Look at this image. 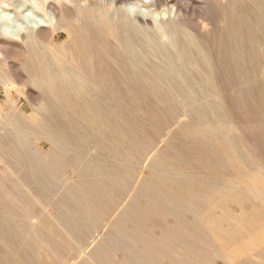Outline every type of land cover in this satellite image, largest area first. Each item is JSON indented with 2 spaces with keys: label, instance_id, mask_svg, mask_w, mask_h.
<instances>
[{
  "label": "rangeland",
  "instance_id": "374dc122",
  "mask_svg": "<svg viewBox=\"0 0 264 264\" xmlns=\"http://www.w3.org/2000/svg\"><path fill=\"white\" fill-rule=\"evenodd\" d=\"M0 264H264V0H0Z\"/></svg>",
  "mask_w": 264,
  "mask_h": 264
},
{
  "label": "bare ground",
  "instance_id": "6f19581e",
  "mask_svg": "<svg viewBox=\"0 0 264 264\" xmlns=\"http://www.w3.org/2000/svg\"><path fill=\"white\" fill-rule=\"evenodd\" d=\"M144 46V45H143ZM145 49H147L146 47H144ZM159 50H160V48H159ZM131 51L133 52V51H135V49L133 48V49H131ZM148 51V50H147ZM164 51H165V49H164ZM136 52V51H135ZM137 53V52H136ZM138 54V53H137ZM136 54V55H137ZM160 54H161V57H164V59H168L169 58V56H167L168 54L167 53H165V52H163V51H161L160 52ZM134 55V54H133ZM133 58H135L136 60L135 61H137V62H139V64H143L144 63V61L143 60H139V58L138 57H136L135 55H134V57ZM143 59V58H142ZM134 60V59H133ZM38 64V63H37ZM39 65V64H38ZM31 66V65H30ZM29 66V67H30ZM36 66V65H35ZM40 67V66H39ZM31 68V67H30ZM33 68V67H32ZM31 68V69H32ZM35 69V72L37 71L36 70V67L35 68H33V70ZM37 69H38V67H37ZM27 71H29V69H27ZM40 71V70H39ZM31 72V71H30ZM40 73V72H39ZM38 77V76H37ZM79 77L80 76H76V74L75 73H73V72H70L69 74H68V80L65 82H63V83H58V82H53L54 83V89L56 88H64V89H67L69 92L70 91H72V90H74L75 88H77V87H79L81 84H82V76H81V78L79 79ZM41 78V77H40ZM40 78H37L38 80L40 79ZM38 80H36L35 81V84H38L39 86L41 85V86H44L45 88H47V86L48 87H50L51 89H53L52 87H51V85H50V82L48 83V82H45V81H41V82H38ZM84 82V81H83ZM34 84V85H35ZM48 84V85H47ZM6 85V84H5ZM82 86V85H81ZM41 88V87H40ZM82 89V88H81ZM43 90V89H42ZM49 90V89H48ZM76 90V89H75ZM47 91V89H45V91L44 92H46ZM57 92H58V90H57ZM48 93H50V92H48ZM71 93V92H70ZM47 94V93H46ZM56 94V93H55ZM60 94V93H59ZM52 96V98H53V95H51ZM56 96V95H55ZM74 96V95H73ZM57 98V97H56ZM58 99H60V98H58ZM64 99H66V97H64ZM52 100V99H51ZM73 100H74V98H73ZM54 102H56L55 101V99L53 100ZM70 101V100H69ZM59 102H61V101H59ZM76 102V101H75ZM57 103V102H56ZM75 104V103H74ZM76 104H79V103H76ZM76 106V105H75ZM61 107V106H60ZM57 108H58V106H57ZM62 108V107H61ZM60 108V109H61ZM62 109H64V108H62ZM58 110H59V108H58ZM87 111V110H86ZM81 114H83V112H81ZM84 115V114H83ZM91 115V114H90ZM88 116V115H87ZM7 117H10V114H8L7 115ZM14 121H17V120H15V119H12L10 122H9V127H6V128H3V130L5 129V131H3V135H4V139H5V142H7V143H9L10 145H11V147L13 148L14 146H15V144H18L19 142H18V140L20 139V134L22 133L21 132V130H20V124H17L18 123V121L17 122H14ZM5 123V122H4ZM20 125V126H19ZM23 130V129H22ZM16 142H18V143H16ZM21 142V141H20ZM9 146V145H8ZM7 146V147H8ZM234 146V145H233ZM239 146V145H238ZM2 147V146H1ZM10 147V148H11ZM22 147V146H21ZM10 148H9V150H10ZM11 152V151H10ZM27 154V153H26ZM243 159V158H242ZM49 225V224H48Z\"/></svg>",
  "mask_w": 264,
  "mask_h": 264
}]
</instances>
